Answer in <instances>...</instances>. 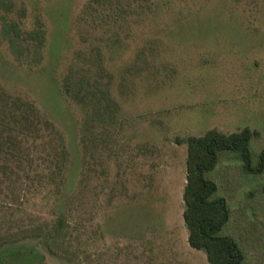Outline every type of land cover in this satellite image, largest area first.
Wrapping results in <instances>:
<instances>
[{
  "label": "rangeland",
  "instance_id": "obj_1",
  "mask_svg": "<svg viewBox=\"0 0 264 264\" xmlns=\"http://www.w3.org/2000/svg\"><path fill=\"white\" fill-rule=\"evenodd\" d=\"M13 2L10 17L23 30L44 29L43 58L14 53L0 37V85L51 122L66 149L62 178L73 182L61 197L49 145L57 137L45 131L13 148L20 162L13 165L11 155L8 167L0 166V236L36 255L12 254L3 264H209L203 250L188 245L182 218L185 140L249 127L258 133L249 141L251 162H258L264 0ZM108 37L114 40L105 49ZM95 44L104 47L117 105L113 123L83 135L81 110L60 81L75 54ZM141 50L150 75L126 77ZM205 177L228 207L219 234L237 244L241 264H264V171L245 173L240 154L222 150ZM59 212L65 223L53 238L34 235L36 228L45 234Z\"/></svg>",
  "mask_w": 264,
  "mask_h": 264
},
{
  "label": "trees",
  "instance_id": "obj_2",
  "mask_svg": "<svg viewBox=\"0 0 264 264\" xmlns=\"http://www.w3.org/2000/svg\"><path fill=\"white\" fill-rule=\"evenodd\" d=\"M102 3V0H94ZM14 11L13 0H0V37L5 39L11 51L17 54L32 52L36 63L43 58L41 52L44 46L45 31L39 27L32 30H23L21 22L10 17ZM113 38L103 40L105 49H110ZM103 46L94 45L89 51H78L68 65L60 81V88L64 95L77 104L81 110V128L83 135L89 129L104 127L114 121V109L117 101L112 96L114 80L108 68L105 67ZM150 50V49H149ZM37 51V52H36ZM110 53L111 52H107ZM150 56V52L148 54ZM18 57V56H16ZM147 55L141 50L137 55V62L132 71L124 72L134 78L146 72L150 75V63ZM140 60V63H139ZM120 86V83H119ZM57 137L60 142L49 145L54 151L53 174L56 170L59 183L56 190L65 196L72 186V178H62L61 170L66 165V149L62 137L49 120L44 118L39 109L31 100L19 96H11L0 85V154L5 152V160L0 159V166L8 167L9 156L15 158L13 165L20 162L18 153L13 151L15 146L22 143L35 142L37 137ZM258 135L257 131L244 127L239 131L223 133L216 129H209L201 136L186 138L185 184L182 192L183 211L182 218L187 229V243L190 247L203 250L209 264H241L242 253L234 240L219 232L228 220V207L222 197L214 196L217 187L205 173L214 168L217 163L218 153L222 150L236 151L242 160V169L248 174H260L264 171V150L259 154L256 165L251 162L249 141L252 136ZM177 141H180L177 138ZM54 142V141H53ZM6 145V146H4ZM4 146V149H3ZM16 154V156H15ZM30 161V157L26 158ZM9 161V162H8ZM65 223L63 213L57 215L56 221L49 224L44 234L41 228H36L35 236L52 237L58 233ZM11 240V241H10ZM8 236H0V264L12 254L23 255L24 251L36 255L35 251L26 244L12 247ZM9 243V244H8ZM8 245V246H7Z\"/></svg>",
  "mask_w": 264,
  "mask_h": 264
}]
</instances>
